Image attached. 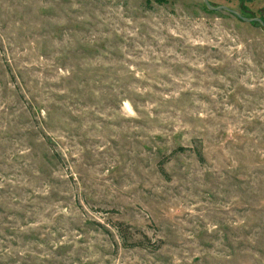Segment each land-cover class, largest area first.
<instances>
[{
	"label": "rangeland",
	"instance_id": "rangeland-1",
	"mask_svg": "<svg viewBox=\"0 0 264 264\" xmlns=\"http://www.w3.org/2000/svg\"><path fill=\"white\" fill-rule=\"evenodd\" d=\"M0 264H264V25L0 0Z\"/></svg>",
	"mask_w": 264,
	"mask_h": 264
},
{
	"label": "water",
	"instance_id": "water-1",
	"mask_svg": "<svg viewBox=\"0 0 264 264\" xmlns=\"http://www.w3.org/2000/svg\"><path fill=\"white\" fill-rule=\"evenodd\" d=\"M205 3L207 4V6L213 10H226L236 16H238L239 18H241L242 20L244 21H247V22H252V21H257L259 23H261L262 25H264V20L261 18V17H258V16H254V17H247V16H244L241 12H239L238 10L234 9V8H231L225 4H220V5H212L209 0H204Z\"/></svg>",
	"mask_w": 264,
	"mask_h": 264
},
{
	"label": "trees",
	"instance_id": "trees-1",
	"mask_svg": "<svg viewBox=\"0 0 264 264\" xmlns=\"http://www.w3.org/2000/svg\"><path fill=\"white\" fill-rule=\"evenodd\" d=\"M116 229L121 234L122 242L124 243V245H126V246H137V245H141V244H139L140 242H128L129 237L126 234H124V231L125 230L123 229V227L121 225L117 224L116 225Z\"/></svg>",
	"mask_w": 264,
	"mask_h": 264
}]
</instances>
